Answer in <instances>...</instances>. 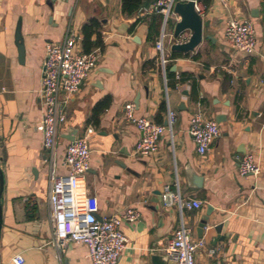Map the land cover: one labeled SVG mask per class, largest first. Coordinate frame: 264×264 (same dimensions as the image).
<instances>
[{"label":"crops","instance_id":"1","mask_svg":"<svg viewBox=\"0 0 264 264\" xmlns=\"http://www.w3.org/2000/svg\"><path fill=\"white\" fill-rule=\"evenodd\" d=\"M155 1L143 0L140 12L129 16L122 0H0V167L5 179L0 264H15L17 256L24 264H92L84 244L69 243L63 252L53 244L47 150L38 129L45 113L46 47L61 43L69 32L79 38L80 51L99 50V60L67 103L57 172H68L62 165L72 142L67 137L80 138L92 129L84 188L98 198L99 218L141 213L137 222L121 226L128 243L118 264H153V257L166 256L182 219L194 239L205 242L196 264H264V0H198L210 28L188 55L172 50L179 17L163 27V16L151 9ZM92 20L100 25L86 40L83 27ZM231 20L254 25L255 53L237 54L228 45L225 30ZM163 33L169 59L165 72L155 46ZM128 103H135L137 116L165 126L168 111L177 112L172 134L161 137L152 157L135 153L139 131L125 120ZM197 110L216 121L222 117L217 121L221 134L204 156L188 133ZM249 154L262 174L242 178L240 160ZM191 168L203 178L199 189L189 188ZM176 183L184 200L195 197L203 205L183 214L176 206L166 208L162 192L166 186L177 190ZM210 207L214 212L200 234L198 224ZM211 249L217 253L211 255Z\"/></svg>","mask_w":264,"mask_h":264},{"label":"built area","instance_id":"2","mask_svg":"<svg viewBox=\"0 0 264 264\" xmlns=\"http://www.w3.org/2000/svg\"><path fill=\"white\" fill-rule=\"evenodd\" d=\"M177 0H156L151 9L163 16V27L169 19L176 16L174 5ZM225 38L228 45L237 54H252L257 50L256 30L250 22L231 20L227 23ZM191 33L187 32L176 40L187 43ZM166 34L155 43L159 53V64L166 71L169 59L165 53ZM79 38L69 32L59 44H49L43 61L42 96L45 113L39 126L43 134L44 147L47 150L46 163L50 178V219L54 233L53 244L61 252L69 243L84 244L89 250L92 264H118L120 256L127 247V237L121 231L124 223L132 224L141 218L137 210H127L119 216L99 218V200L95 195L86 192L84 179L91 168V148L88 135L92 129L80 138H75L66 150L62 165L68 172L59 175L56 159L59 129L66 123L67 103L79 93L82 83L97 68L99 50L85 53L77 48ZM177 80L180 77L177 76ZM125 120L136 126L139 141L135 153L140 157H152L159 151L161 137L173 131L177 123V112L169 110L168 125L158 124L146 117L136 115L135 103L124 107ZM189 136L193 137L197 151L205 155L210 145L219 138V123L213 118H206L202 110H197L190 118ZM238 173L246 176H260L261 168L253 155H246L240 160ZM177 190L171 191L169 186L163 190L162 200L166 208L178 207L183 210L199 209L204 202L192 197L184 200ZM203 239L195 240L193 231L181 220L175 229L172 240L165 249L170 264H196V252L205 248ZM211 249L210 254H216ZM15 264H24V259L17 256Z\"/></svg>","mask_w":264,"mask_h":264},{"label":"water","instance_id":"3","mask_svg":"<svg viewBox=\"0 0 264 264\" xmlns=\"http://www.w3.org/2000/svg\"><path fill=\"white\" fill-rule=\"evenodd\" d=\"M198 0H177L174 5V13L179 17V21L175 24L174 28V38L177 40L180 36L184 33L190 32L191 36L187 43H177L175 42L172 45V50L175 52H179L185 55L188 53H193L196 49L200 46L204 39L205 30L210 28V21L204 18V15L197 7ZM207 38H209L207 36ZM16 41L18 44V50H20V57L23 59L25 56V50L23 45V38L21 33L18 32L16 36ZM188 95L187 93H185ZM221 116H217V121L220 123ZM76 134H71L67 137L70 141H75ZM125 168V164L123 162H119ZM188 176V184L189 188H196L199 189L202 187L203 178L195 173V171L191 168L187 171ZM5 186V179L3 175V171L0 167V232L2 228V208H3V192ZM214 210L210 207V211L208 214L201 219L198 224V232L203 234L205 232V228L209 222L211 215L213 214ZM218 230H221V226L216 227ZM1 236V234H0ZM153 264H168L167 256H160L157 255L152 258Z\"/></svg>","mask_w":264,"mask_h":264},{"label":"trees","instance_id":"4","mask_svg":"<svg viewBox=\"0 0 264 264\" xmlns=\"http://www.w3.org/2000/svg\"><path fill=\"white\" fill-rule=\"evenodd\" d=\"M143 5V0H122V10L129 16H132V14L135 13H139ZM99 25L100 24L97 20H92L83 27V32L86 40L89 39L90 36H92L93 32L98 28ZM181 80L182 82H184L185 80L189 79L184 78Z\"/></svg>","mask_w":264,"mask_h":264}]
</instances>
